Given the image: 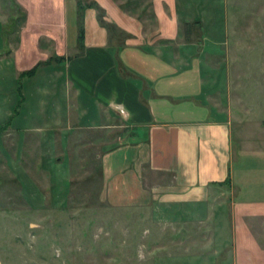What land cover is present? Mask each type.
<instances>
[{
  "label": "rangeland",
  "instance_id": "obj_1",
  "mask_svg": "<svg viewBox=\"0 0 264 264\" xmlns=\"http://www.w3.org/2000/svg\"><path fill=\"white\" fill-rule=\"evenodd\" d=\"M32 1L24 0L31 2L27 34L55 29L58 9L48 1L44 10H33ZM113 2L158 39L157 49L184 61L189 54L199 57L208 104L230 120L240 155L253 157L264 139V0H176L164 11L172 29L163 39L157 30L165 15H157L156 0ZM187 23L193 25L189 38ZM111 24L122 42L135 38ZM22 27L10 35L18 47L26 39ZM39 43L47 56H56L54 44L45 38ZM57 65L24 80L0 71V264H231L226 248L233 246L232 227L218 223L227 216L214 217V206L129 209L101 199L100 133L61 136L65 128L49 126L54 109L79 115L65 81L54 77L62 72ZM20 115L28 130L20 128ZM255 171L246 183L262 181Z\"/></svg>",
  "mask_w": 264,
  "mask_h": 264
},
{
  "label": "crops",
  "instance_id": "obj_2",
  "mask_svg": "<svg viewBox=\"0 0 264 264\" xmlns=\"http://www.w3.org/2000/svg\"><path fill=\"white\" fill-rule=\"evenodd\" d=\"M11 1L0 0V71L8 70L16 78L47 61L49 51L40 49V38L55 45L56 56L65 57L56 66L62 72L55 68L54 77L65 81L79 115H71V109L59 114L54 109L55 120L49 126L53 131L65 128L61 136L100 133L101 199L129 209L214 206V217L222 212L227 216L223 222L216 218L218 223L232 227L233 246L226 248L232 250L231 264H264V139L254 149L256 165L253 157L240 155L230 120L208 104L199 57L189 54L184 61L157 49L158 39L148 37L140 21L113 0L93 1L106 10L108 22L134 39L122 42L110 35L90 9L85 18V49L79 55L75 0H35L33 10H44L49 1L60 13L55 29L36 35L27 34L31 2L14 0L29 16L22 27L26 39L21 38L18 47L10 35L16 36L20 24L13 34L9 29L19 7ZM175 2L156 0L157 15H165L157 30L160 39L171 37L164 11L166 6L175 8ZM23 116L20 128L28 130ZM41 125L35 126L37 132ZM254 170L262 181L260 176L257 184L246 183Z\"/></svg>",
  "mask_w": 264,
  "mask_h": 264
},
{
  "label": "trees",
  "instance_id": "obj_3",
  "mask_svg": "<svg viewBox=\"0 0 264 264\" xmlns=\"http://www.w3.org/2000/svg\"><path fill=\"white\" fill-rule=\"evenodd\" d=\"M75 1L77 5L78 49L80 52L79 55H81L83 54V51L85 49V37H86L85 18H86V12L88 10L94 9L97 11V18H98L99 24L103 28L107 29L110 35L113 36V35H116L117 33L115 31V26L106 20V11L102 7H100V5L96 1H93V0H75ZM12 2L15 3L14 0ZM18 13H19L18 16L13 17L14 25L11 31L12 34L15 33L18 24H20V26L21 25L23 26V23L26 20V14L23 13L21 9L19 8H18ZM192 26L193 25L189 23L186 24L185 33L188 35L187 36L188 38L190 36ZM64 60H65V57L52 56L47 61L38 63L31 70L22 72L20 74V79L24 80L26 78H34L42 67L49 66L53 62L60 64L64 62ZM20 96L24 99L23 101H25L23 92L21 91H20Z\"/></svg>",
  "mask_w": 264,
  "mask_h": 264
}]
</instances>
